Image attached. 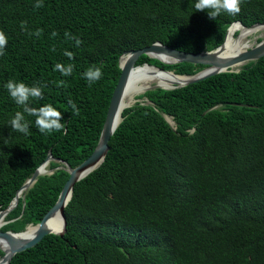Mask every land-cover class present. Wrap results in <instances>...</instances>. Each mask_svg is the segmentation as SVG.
<instances>
[{"label":"trees","instance_id":"trees-1","mask_svg":"<svg viewBox=\"0 0 264 264\" xmlns=\"http://www.w3.org/2000/svg\"><path fill=\"white\" fill-rule=\"evenodd\" d=\"M35 4L0 0V29L8 37L0 56V210L48 154L52 173L22 192L4 231L39 222L69 177L62 161L75 167L94 150L123 52L156 41L209 51L232 22L264 23V0H242L238 14L222 11L215 19L195 10L194 0ZM144 62L187 75L204 67L146 55L136 64ZM57 63L73 65L72 73L63 75ZM90 67L103 73L91 84L83 75ZM10 79L42 85V97L30 98V106L51 103L65 128L41 132L25 113L30 133L13 129L10 121L23 106L5 87ZM135 98L151 103L123 109L103 162L73 186L63 235H45L10 264H264V56L238 72Z\"/></svg>","mask_w":264,"mask_h":264},{"label":"water","instance_id":"water-1","mask_svg":"<svg viewBox=\"0 0 264 264\" xmlns=\"http://www.w3.org/2000/svg\"><path fill=\"white\" fill-rule=\"evenodd\" d=\"M233 23H238L245 28H252L258 25H264V23H255L250 26H246L240 21H235L231 24ZM227 30L225 32L223 42L216 48L209 51H202L197 53L185 52L181 50H176L159 41H156L141 49L128 50L121 54V56L119 57V67L121 72L110 98V102L107 108L105 120L103 122L98 142L92 153L77 166L70 167L66 162L62 161L63 168L68 172L69 177L64 183L53 206L44 214V216L39 222L35 224L30 223L26 225L22 231L13 232L11 230H1V227L8 222L4 219L6 214L16 206L22 192H25L35 182L38 175L52 173V170L45 168L48 165V162L53 159V157L48 154L46 159L21 185L9 205L5 209L0 210V219H3L0 225V249L3 253L0 256V264H10L12 257L16 253H19L29 247L34 246L47 234L53 233L60 236L63 235L66 228L64 208L71 199L73 186L76 182L87 176L91 171H93L103 162L104 157L109 148L108 141L117 126L119 125L120 121L122 120L121 113L123 109L134 105L136 102L146 104L151 103L146 98H135L134 101L131 103H123L122 99L125 95L127 84L131 79V76L135 73L138 68L140 69L144 65H149L157 69L159 72L171 73L174 76L183 78V81L181 83H174L171 86H160L155 84L153 86L144 88L141 93H139L142 94L148 90H153L157 88H162L166 90L180 88L185 85L204 80L205 78L211 77L222 72H238L245 64L251 61H256L264 56V35L262 33H259L254 36L253 43L249 48L222 56L221 52L223 50ZM155 53H162L168 56L171 60L163 61L159 57L154 56ZM142 55H146L149 58L156 59L164 64H177L182 62H188L192 64H201L204 67L192 75L177 74L173 70H166L159 66L149 64L147 62H144L142 64H136L138 58ZM164 118L170 125L175 124L171 117L164 115ZM55 213H59L62 218V226L59 229H54L49 226V220Z\"/></svg>","mask_w":264,"mask_h":264},{"label":"clouds","instance_id":"clouds-1","mask_svg":"<svg viewBox=\"0 0 264 264\" xmlns=\"http://www.w3.org/2000/svg\"><path fill=\"white\" fill-rule=\"evenodd\" d=\"M43 0H36V7L42 6ZM242 0H194L195 10L206 11L209 18L215 19L222 11L235 15L241 11ZM55 35V33H53ZM75 39L76 45L81 44V40L78 37H72ZM8 43V37L6 33L0 29V56L4 55L6 45ZM68 57H72L73 53L65 51L64 53ZM55 68L58 69L63 75H70L73 70V65L69 64L65 67L62 63H57ZM84 77L91 84L92 82L101 79L103 73L99 67H90L84 73ZM6 89L15 103L23 106V111H17L10 121L11 127L21 133L29 134L30 126L29 122L25 120V113L30 116H35V125L41 132L59 131L65 128V122L62 119V112L54 107L51 103L42 105L40 107H32L29 104L30 98H40L43 95L42 85H28L24 81L8 80L5 84ZM73 112L79 113V109L74 101L69 99Z\"/></svg>","mask_w":264,"mask_h":264},{"label":"bare ground","instance_id":"bare-ground-1","mask_svg":"<svg viewBox=\"0 0 264 264\" xmlns=\"http://www.w3.org/2000/svg\"><path fill=\"white\" fill-rule=\"evenodd\" d=\"M259 33L264 35V25H258L252 28H245L238 23H233L228 27L222 56L232 54L237 51H242L249 48L252 45V36ZM154 56L159 57L163 61H170L171 59L162 54L155 53ZM235 68V67H234ZM183 78L174 76L171 73L159 72L152 66L144 65L142 68H138L135 73L131 76L127 84L125 95L123 96V103H131L135 97L141 93L144 88L160 85V86H171L174 83H181ZM47 169V167H45ZM3 219H0V225ZM49 226L54 229H59L62 226V218L59 213L52 215L49 220Z\"/></svg>","mask_w":264,"mask_h":264},{"label":"rangeland","instance_id":"rangeland-1","mask_svg":"<svg viewBox=\"0 0 264 264\" xmlns=\"http://www.w3.org/2000/svg\"><path fill=\"white\" fill-rule=\"evenodd\" d=\"M251 38H252L251 40H252V42H253L254 36H252ZM46 167H47V166H46Z\"/></svg>","mask_w":264,"mask_h":264}]
</instances>
